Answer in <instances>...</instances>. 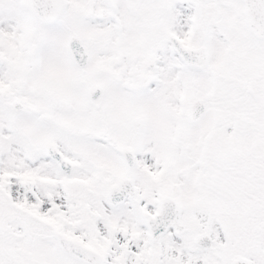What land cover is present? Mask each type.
Here are the masks:
<instances>
[{
    "label": "snow or ice",
    "instance_id": "snow-or-ice-1",
    "mask_svg": "<svg viewBox=\"0 0 264 264\" xmlns=\"http://www.w3.org/2000/svg\"><path fill=\"white\" fill-rule=\"evenodd\" d=\"M0 264H264V0H0Z\"/></svg>",
    "mask_w": 264,
    "mask_h": 264
}]
</instances>
